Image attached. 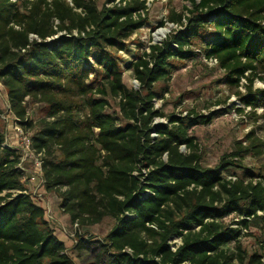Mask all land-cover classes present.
I'll return each mask as SVG.
<instances>
[{
  "label": "trees",
  "instance_id": "1",
  "mask_svg": "<svg viewBox=\"0 0 264 264\" xmlns=\"http://www.w3.org/2000/svg\"><path fill=\"white\" fill-rule=\"evenodd\" d=\"M188 1V15L171 7L160 22L183 28L128 64L140 84L132 89L116 52L131 51L127 41L148 23L147 0H0V81L10 110L28 130L29 104L47 107L31 137L45 189L58 193L73 223L115 220L96 264H264V241L263 253L251 255L240 243L250 225L264 233V139L252 129L207 167L191 131L228 111L226 98L208 113L155 106L156 83L169 82L178 61L203 55L217 60L222 82L247 107H264V89L253 88L264 80V0ZM109 97L119 114L108 112ZM5 141L0 122V264H74L28 192L19 148ZM248 156L262 160L257 171ZM231 215L241 219L229 223Z\"/></svg>",
  "mask_w": 264,
  "mask_h": 264
},
{
  "label": "rangeland",
  "instance_id": "2",
  "mask_svg": "<svg viewBox=\"0 0 264 264\" xmlns=\"http://www.w3.org/2000/svg\"><path fill=\"white\" fill-rule=\"evenodd\" d=\"M105 0H99V5ZM185 6L191 7L188 0H173L169 3L167 0H149V19L148 23L136 31L127 41L129 49L118 50L116 55L121 64L123 71V79L128 88L140 89V84L136 80L133 69L128 66L134 60V56L142 52L150 43H159L170 36L174 31L181 29L182 26L166 21L164 26H160L161 21L167 20V15L171 7L176 12H184L188 15ZM169 28V31L160 40L156 39V32L160 28ZM183 28V27H182ZM138 42L143 45L139 47ZM223 71L218 67L217 63L207 61L203 55L194 61H178L177 70L174 72L169 82H158L155 90L159 96L155 98V106L166 113L182 112L186 114L188 110L195 108L201 113H208L210 110L219 106L212 103L218 99L227 100L228 111H224L215 117L208 125H199L195 127L191 133L197 137L200 143L202 153V163L204 166L213 167L217 165L220 158L234 149V145L238 140L244 139L245 135L254 129L258 136L264 139V107L258 106L255 111L251 107H247L236 93V88L229 86L224 81ZM94 77V74L90 75ZM169 91H166L167 89ZM254 89H264V80L257 79L254 82ZM239 90L248 96L247 89L241 87ZM163 94V95H162ZM261 96V93H259ZM110 106L108 112L120 113L119 100L115 97H109ZM84 105V104H83ZM223 106V105H222ZM237 107L243 109L238 112ZM0 122L6 138L9 143L14 146L23 147L22 140L16 135L13 128V113L9 108L7 91L0 81ZM84 108L83 112H85ZM47 107L43 103L31 102L28 106V120H32L34 125L30 129L24 130L27 138H31L40 127V120L46 116ZM10 116L9 119L6 116ZM156 122H165V118H156ZM185 150V148H183ZM247 166L258 170L261 167L262 160L248 156L246 158ZM26 167L38 174V167L33 160L27 162ZM25 172V171H24ZM240 173L241 170H238ZM30 173V172H29ZM24 181L27 185L28 192L33 195L35 202L46 209V219L54 234L65 242L67 253L72 257L74 264H96L98 254L102 252L100 242L104 241L107 233L115 225V220L111 217H105L100 223L89 225H76L70 219V215L65 213L61 207V201L58 193L48 191L44 185L39 182L40 179L32 181L28 178L27 173L24 175ZM241 219L236 215L226 218L227 222ZM236 227V224H231ZM84 242V246L79 244ZM264 241V233L259 225L253 224L243 229L240 243L242 247L249 253H263L262 242ZM173 249L180 244L179 239L172 238L169 241ZM83 244V243H82ZM232 245V244H231ZM232 251L235 247L231 246ZM106 255H103L105 258ZM234 264H240L238 259L234 260Z\"/></svg>",
  "mask_w": 264,
  "mask_h": 264
},
{
  "label": "built area",
  "instance_id": "3",
  "mask_svg": "<svg viewBox=\"0 0 264 264\" xmlns=\"http://www.w3.org/2000/svg\"><path fill=\"white\" fill-rule=\"evenodd\" d=\"M118 1L119 0H116V2H118ZM148 1L149 0H147V5H148ZM207 61H209L211 63H214V64L217 63V60L216 59H212V58L211 59H207ZM9 108H10V104H9ZM9 117H10L9 115L6 116L7 119H9ZM13 120H14V123H15L13 125V128L15 130V133L22 140V142H23L24 145H23V147L14 146L13 144L9 143V141H8L7 138H6V141H5V143L3 145H10L12 147L19 148L20 153H21V159H20V162H19L18 166L21 168V170L23 172V176L25 175V173H27L28 178H30L32 181H34V180H36V178H38V179H40L39 182H41L44 185V178H43V171H42V160H41V157H40L41 156V153H36L35 152V150L32 147L31 138H27V136L24 133L23 128L21 127L22 125L19 124V119H17L14 114H13ZM154 135H155V133H154ZM30 160H33L35 162L36 166L38 167V171H39L38 174H36V171L35 172L30 171L26 167L27 162L30 161ZM75 224L78 225V223H75ZM172 238L179 239L180 244H181V239L179 237L174 236ZM172 238L170 240H172ZM174 250H176V249H174Z\"/></svg>",
  "mask_w": 264,
  "mask_h": 264
},
{
  "label": "bare ground",
  "instance_id": "4",
  "mask_svg": "<svg viewBox=\"0 0 264 264\" xmlns=\"http://www.w3.org/2000/svg\"><path fill=\"white\" fill-rule=\"evenodd\" d=\"M169 31V28L163 27L160 28L155 34H156V39L160 40L163 36L166 35V33Z\"/></svg>",
  "mask_w": 264,
  "mask_h": 264
}]
</instances>
